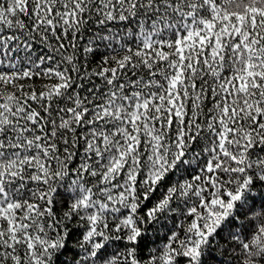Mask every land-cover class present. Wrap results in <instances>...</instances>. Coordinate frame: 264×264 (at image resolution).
<instances>
[{"label":"snow or ice","instance_id":"obj_1","mask_svg":"<svg viewBox=\"0 0 264 264\" xmlns=\"http://www.w3.org/2000/svg\"><path fill=\"white\" fill-rule=\"evenodd\" d=\"M0 264H264V0H0Z\"/></svg>","mask_w":264,"mask_h":264}]
</instances>
